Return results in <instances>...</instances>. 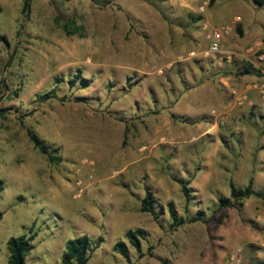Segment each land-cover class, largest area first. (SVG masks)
Wrapping results in <instances>:
<instances>
[{
  "label": "rangeland",
  "instance_id": "rangeland-1",
  "mask_svg": "<svg viewBox=\"0 0 264 264\" xmlns=\"http://www.w3.org/2000/svg\"><path fill=\"white\" fill-rule=\"evenodd\" d=\"M263 94L264 0H0V264L34 233L27 264H59L80 236L102 239L87 264H264V200L218 205L230 180L264 191ZM169 203L209 221L173 229Z\"/></svg>",
  "mask_w": 264,
  "mask_h": 264
},
{
  "label": "trees",
  "instance_id": "trees-1",
  "mask_svg": "<svg viewBox=\"0 0 264 264\" xmlns=\"http://www.w3.org/2000/svg\"><path fill=\"white\" fill-rule=\"evenodd\" d=\"M257 4L262 5V0H255ZM30 6V0H23V10L28 11ZM197 20V19H196ZM251 70L248 67H244L242 71L239 72V75H249ZM74 76L69 83L74 86L76 80L79 79V75ZM60 81V80H58ZM201 81L194 84V86L186 87L185 90L192 89L195 85H198ZM83 87H87V84H83ZM39 101H45L50 99L52 96L50 93H45L43 95H38ZM170 118L174 121H180L186 123L187 121L183 118L177 117L174 113H170ZM29 140L32 142L33 146L44 156L50 163H58L60 158L57 157L54 152L49 151L45 142H43L37 134L28 131L27 133ZM229 197L228 198H219L218 205L221 208L232 207L240 211L245 200L254 197L264 200V191L254 189V180L251 177L248 180V183L245 187L237 188L232 180L229 181ZM2 182L0 181V193L2 192ZM182 192L186 201L190 200L192 190L187 188L186 184H182ZM154 202L155 199L151 193L146 190L144 198L141 202V212H146L154 214ZM169 217L171 220V227L176 229L177 227L183 225L185 222L194 223V222H203L207 223L209 218H206L205 215L201 212H197L193 217L188 218L187 220L177 217V213L174 210L171 203L167 205ZM3 213L0 211V219L2 218ZM223 216L220 217L222 220ZM217 223H220L218 221ZM31 233V232H30ZM125 238L128 242L137 250H140L139 239L143 238L144 232L140 229L134 231L129 230L125 233ZM36 237V233L30 235H21L16 237H10L7 240L6 246L9 253L6 264H27L26 256L34 248L33 241ZM102 241L101 238L97 242H92L87 236H80L73 239H70L66 242L65 251L62 254L61 262L59 264H87L89 260L90 253L99 246V243ZM113 250L119 253L122 256H126L127 250L122 241L116 242L113 246Z\"/></svg>",
  "mask_w": 264,
  "mask_h": 264
},
{
  "label": "built area",
  "instance_id": "built-area-1",
  "mask_svg": "<svg viewBox=\"0 0 264 264\" xmlns=\"http://www.w3.org/2000/svg\"><path fill=\"white\" fill-rule=\"evenodd\" d=\"M228 34H229L228 27H219V28L212 29L208 37L209 38V52L212 54L218 53L222 42L224 41L225 37Z\"/></svg>",
  "mask_w": 264,
  "mask_h": 264
}]
</instances>
